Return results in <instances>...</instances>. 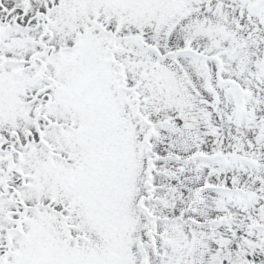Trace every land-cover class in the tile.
<instances>
[{
	"label": "snow or ice",
	"instance_id": "1",
	"mask_svg": "<svg viewBox=\"0 0 264 264\" xmlns=\"http://www.w3.org/2000/svg\"><path fill=\"white\" fill-rule=\"evenodd\" d=\"M0 264H264V0H0Z\"/></svg>",
	"mask_w": 264,
	"mask_h": 264
}]
</instances>
